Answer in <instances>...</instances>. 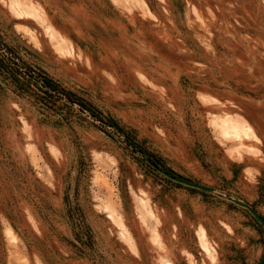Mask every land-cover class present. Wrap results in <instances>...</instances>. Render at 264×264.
Segmentation results:
<instances>
[{
	"label": "rangeland",
	"instance_id": "374dc122",
	"mask_svg": "<svg viewBox=\"0 0 264 264\" xmlns=\"http://www.w3.org/2000/svg\"><path fill=\"white\" fill-rule=\"evenodd\" d=\"M229 198L264 217V0H0V264H258Z\"/></svg>",
	"mask_w": 264,
	"mask_h": 264
},
{
	"label": "water",
	"instance_id": "95a60500",
	"mask_svg": "<svg viewBox=\"0 0 264 264\" xmlns=\"http://www.w3.org/2000/svg\"><path fill=\"white\" fill-rule=\"evenodd\" d=\"M149 162L151 163V165L156 168V170H158L160 173H162L163 175H165L166 177L176 181V182H180V183H183L185 185H188V186H191V187H195V188H199V189H203V190H208V191H215V188L212 187V186H208V185H205V184H202V183H199V182H195V181H192V180H188V179H185V178H182L180 176H177L161 167H159L156 163L152 162L149 160ZM231 199L232 201L248 208L252 214L257 218V220L264 226V217L257 211L255 210L252 206L246 204V203H241V202H238L237 200L233 199V198H229ZM258 264H264V259L261 260Z\"/></svg>",
	"mask_w": 264,
	"mask_h": 264
},
{
	"label": "trees",
	"instance_id": "16d2710c",
	"mask_svg": "<svg viewBox=\"0 0 264 264\" xmlns=\"http://www.w3.org/2000/svg\"><path fill=\"white\" fill-rule=\"evenodd\" d=\"M31 75H32V74H31ZM32 76H33V75H32ZM45 86H49V84L46 82V83H45Z\"/></svg>",
	"mask_w": 264,
	"mask_h": 264
},
{
	"label": "bare ground",
	"instance_id": "6f19581e",
	"mask_svg": "<svg viewBox=\"0 0 264 264\" xmlns=\"http://www.w3.org/2000/svg\"><path fill=\"white\" fill-rule=\"evenodd\" d=\"M205 244V243H204ZM208 247V246H207Z\"/></svg>",
	"mask_w": 264,
	"mask_h": 264
}]
</instances>
